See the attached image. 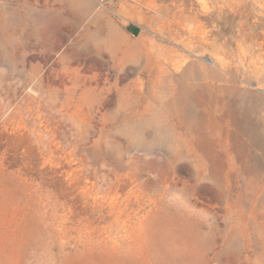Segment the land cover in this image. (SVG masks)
<instances>
[{
	"label": "rangeland",
	"instance_id": "1",
	"mask_svg": "<svg viewBox=\"0 0 264 264\" xmlns=\"http://www.w3.org/2000/svg\"><path fill=\"white\" fill-rule=\"evenodd\" d=\"M183 75L264 130V0H0V264H264V143L127 147Z\"/></svg>",
	"mask_w": 264,
	"mask_h": 264
},
{
	"label": "bare ground",
	"instance_id": "2",
	"mask_svg": "<svg viewBox=\"0 0 264 264\" xmlns=\"http://www.w3.org/2000/svg\"><path fill=\"white\" fill-rule=\"evenodd\" d=\"M59 2L64 4L66 0H59ZM80 10L82 11L81 7H80ZM61 11H58V12H61ZM54 17L55 19L65 21V16L63 15V13L55 14ZM154 67H157V66H154ZM165 74L166 72H163V71L159 73L156 72L155 74L152 73V76L156 78L154 79L155 87L165 86L163 82ZM215 76L217 77V75ZM209 77H211V75ZM183 78H184V75L181 76L180 81L172 85L170 84L171 86L168 87L167 94L169 95V97L164 99V102L161 100L163 102L161 103L163 106L162 107L163 112L160 113L158 116H156V119H155L156 125L155 124L153 125L152 122L144 121L143 115L152 110L150 103H147L144 106L140 105L139 107L135 106L136 108H132L135 104L131 102L134 105L131 107V111L129 112V114L126 116L124 120L126 121L125 123L129 124L130 126L128 127V130L125 131L128 135L127 147L129 150L135 147H138V148H141L142 150L152 151L158 147L166 146V141H164V135L167 133V135H170L173 138L174 145L173 147L168 149L169 150L168 155L166 159L163 160L166 166H170L173 161L187 158L191 152L190 149L192 150V143H193L192 140L193 139L198 140L200 150H202L205 153H208V151L211 152V148H210L211 143L205 142L206 141L205 135L207 134V131H206L207 120L210 121L209 126L216 124L215 122L227 123L233 120V123L237 124L236 127L239 128L240 130L239 132H241V134L249 133L253 142L263 145L262 143H264V134H263L264 130L260 129L253 122L252 120V115L254 113L253 110L251 111L250 109H247L248 108L247 107L246 110H243V112H241V115H240L238 110L232 109L229 106L231 104L229 105L227 104V102L225 101V98L227 97L224 96L225 92L223 93L222 88L207 89L205 87L189 85L186 82H184ZM203 78L205 80L204 75H203ZM221 78L220 80H222ZM152 97L153 99H155L154 95ZM158 99L160 100V98ZM251 101H252V98H251ZM252 104H255V103H252ZM246 106L248 105L246 104ZM253 108H257V107H253ZM168 114H173L177 118V121H175V123L172 124L173 126L165 125L161 120V119H164L165 115H168ZM254 117L255 116H253V118ZM209 173H210L209 176L207 175L206 177H208L212 182H214L213 184L215 183L218 184L217 189L219 190L220 193H222L223 189L217 182V178L214 176V172H212V170H209ZM202 176H203V173L199 175V177H202Z\"/></svg>",
	"mask_w": 264,
	"mask_h": 264
},
{
	"label": "crops",
	"instance_id": "3",
	"mask_svg": "<svg viewBox=\"0 0 264 264\" xmlns=\"http://www.w3.org/2000/svg\"><path fill=\"white\" fill-rule=\"evenodd\" d=\"M136 26H137V25H136ZM136 30H137V27H135L133 31L135 32Z\"/></svg>",
	"mask_w": 264,
	"mask_h": 264
}]
</instances>
